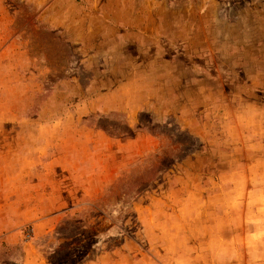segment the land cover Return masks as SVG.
Masks as SVG:
<instances>
[{"label":"rangeland","instance_id":"374dc122","mask_svg":"<svg viewBox=\"0 0 264 264\" xmlns=\"http://www.w3.org/2000/svg\"><path fill=\"white\" fill-rule=\"evenodd\" d=\"M0 264H264V0H0Z\"/></svg>","mask_w":264,"mask_h":264},{"label":"crops","instance_id":"0c3cea01","mask_svg":"<svg viewBox=\"0 0 264 264\" xmlns=\"http://www.w3.org/2000/svg\"><path fill=\"white\" fill-rule=\"evenodd\" d=\"M62 19H63V18H62ZM66 20H69L68 16H67ZM56 25H57V24H56ZM67 27H68V26H67Z\"/></svg>","mask_w":264,"mask_h":264}]
</instances>
